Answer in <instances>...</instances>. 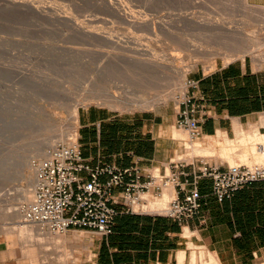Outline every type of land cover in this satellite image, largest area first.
Segmentation results:
<instances>
[{
  "label": "rangeland",
  "instance_id": "374dc122",
  "mask_svg": "<svg viewBox=\"0 0 264 264\" xmlns=\"http://www.w3.org/2000/svg\"><path fill=\"white\" fill-rule=\"evenodd\" d=\"M17 1L25 3V0ZM28 2L41 9V12H44L42 14L44 17L24 4L12 5L0 0V205L6 211L8 209L11 212L16 211L19 209V204L25 201L18 196L25 182L17 174L22 169L32 178L34 177L35 164L41 159L34 155V148L45 139L52 138L53 134L54 137L56 135L58 137L59 131L68 133L65 135V139L71 136L70 134H76L78 122L72 120L71 117V105L76 98L92 96L91 100H83L78 105V112L81 108L96 105L109 107L123 115L162 110L165 113L164 117L171 121L176 117L177 100L188 96L187 90L191 87L189 84L191 81H196L194 75L197 73L206 74L220 64L241 59V55L258 61L254 58L255 52L243 55L239 52L234 53L235 50L233 53L230 51L234 49V45L235 47L240 46L239 42V46L237 45V41L241 40V35L243 38L240 44L241 42L243 44V40L250 39L254 46H259L256 55H259V52L260 55L264 52V5L251 0H248V6H245L241 0H122L121 3L124 2L122 4L125 5V8L127 7L126 10L135 16L151 18L155 22L157 21V25L166 24L157 27L155 35L141 26L121 22V18L116 17L109 10L107 11V8L100 4L99 0H26V3ZM252 4L253 6H251ZM252 7L254 8L252 9ZM185 12L188 16H184ZM108 14H114V16H108ZM57 15L60 17L70 16L76 21L73 22L75 25L62 19H54ZM183 17L185 20H182ZM87 19L89 23H86ZM216 19L225 25L238 27L240 29L238 40L233 43L236 37L233 36L234 39L231 35L227 37V33L221 29L212 31L207 28L201 29L200 22L206 23V21ZM79 22H82V25L85 23L82 26L83 29L89 30L90 28L93 31L104 29L100 32H109L110 29H114L113 31H117L116 34L120 40L116 36H112L107 44L106 40L99 41L96 38L93 40L89 36L86 37L75 29L76 23L80 24ZM193 23H197V26ZM94 24L98 26L95 30L93 29L96 27ZM127 25L129 26L127 27ZM198 25L201 30L198 29ZM72 27L74 31H72ZM248 28L249 30H247ZM111 30L110 32H112ZM252 30L257 33L258 37L259 34L261 37L258 39ZM215 31V35H219V38L215 37ZM118 33L123 34L120 37ZM122 37L124 38L122 39ZM254 39L258 44H255ZM147 43L152 44V52L157 51L158 54L162 53L161 55L166 53L167 56H171L172 53L169 52L173 50V54L176 56L182 52V54H190L193 59L200 58L195 67H186L185 82L188 88L185 95L182 94L179 86L180 82L178 81L181 78L178 72L170 71L171 75L168 72L171 79H166L165 75L162 77L161 73L142 66L138 61V59L141 60V51ZM121 44L123 45L120 46ZM228 45L232 46V49H229ZM195 49L197 52L194 51ZM199 52L203 53V56L201 54L199 56ZM108 55L113 56L110 58ZM130 58L131 60H129ZM180 59V57L176 58V63L184 64ZM132 60H136L137 63ZM209 63H212L211 67L207 66ZM168 91H171L175 98H170L162 103H149V105L147 103L141 105L119 104L116 97L127 98L126 100L130 102L135 100L155 101L158 98H168L166 96ZM172 124L174 125V121ZM174 127L183 132V135H178L181 140V150L174 156L176 158L179 155L178 157H185L188 161L193 160L194 164L197 163L198 156L221 159L228 161L229 164L264 163V156L260 160L251 158L252 153H254L253 155L260 154L258 140L252 141L246 148L242 147L244 152L238 146V142L234 141L230 142L232 146L227 150L224 149V146H220L219 142L217 143L218 147H214L210 143L205 147L201 145L202 142L198 138L188 141L185 129L177 125ZM255 130L257 131V129ZM197 148L199 149L197 150ZM201 149H205V151ZM26 158H28V163L23 164ZM3 173L7 174L4 179L1 176ZM165 188L162 190V195ZM8 195L10 199L7 198ZM144 195L148 200L162 198V196H155L153 193ZM12 220L0 218V222L5 225ZM65 233H68L69 236L75 234V237L63 239L45 235L38 240L34 236L32 241L23 243L18 240L16 229L10 233H0V264H68L70 258L74 264L89 254L90 236L86 231L71 228ZM195 254L197 257L195 260L192 259L193 262L180 264H209L211 260H215L214 264H219L216 258L210 255L212 253L207 250L196 248ZM253 264H264V258H258Z\"/></svg>",
  "mask_w": 264,
  "mask_h": 264
},
{
  "label": "crops",
  "instance_id": "0c3cea01",
  "mask_svg": "<svg viewBox=\"0 0 264 264\" xmlns=\"http://www.w3.org/2000/svg\"><path fill=\"white\" fill-rule=\"evenodd\" d=\"M251 1L264 5V0ZM194 78L195 85L187 90L188 107L199 124L201 145L218 147L219 142L227 150L243 134L255 129L264 133V61L243 56ZM164 114L160 110L123 115L98 105L81 108L76 135L82 156L92 165L163 169L181 150L178 135H183L174 127L177 116L169 121ZM206 160L221 169L229 164ZM196 162L185 169L196 170L200 163ZM198 188L201 206L186 221L122 212L107 235L82 229L90 236L89 254L74 264H180L192 261L196 248L212 253L219 264H253L264 258V180L247 184L222 201L211 193L210 178H201Z\"/></svg>",
  "mask_w": 264,
  "mask_h": 264
},
{
  "label": "built area",
  "instance_id": "2783aa9c",
  "mask_svg": "<svg viewBox=\"0 0 264 264\" xmlns=\"http://www.w3.org/2000/svg\"><path fill=\"white\" fill-rule=\"evenodd\" d=\"M195 83L191 81L189 86ZM189 102L188 96L177 100L176 124L186 130L188 141H193L201 131ZM206 157L198 156L200 163L196 170L185 169L194 162L185 157L170 158L163 169L118 167L109 163L92 165L82 156L74 134L66 142L53 145L37 161L33 195L20 203L19 209L26 222L49 233L59 234L73 228L107 235L115 216L122 212L152 213L178 222L192 218L201 206L198 188L201 178H210L211 193L218 201L247 184L264 180V163L227 164L221 169ZM167 184L173 185L174 194L166 206L158 212L142 210L146 201L142 194L162 196Z\"/></svg>",
  "mask_w": 264,
  "mask_h": 264
},
{
  "label": "bare ground",
  "instance_id": "6f19581e",
  "mask_svg": "<svg viewBox=\"0 0 264 264\" xmlns=\"http://www.w3.org/2000/svg\"><path fill=\"white\" fill-rule=\"evenodd\" d=\"M5 2V3H8V4H24V5H26L27 7H30L32 10H34L37 14H43L41 11V9H39L38 7H34V6H32L31 4H29V2L28 3H26V0H25V3L23 2H19V1H17V0H1V2ZM21 1V0H20ZM121 1L122 0H118V1H114V0H99V2H101L100 4H103L106 8H107V11L109 10V12L111 11L112 13H114L115 15H116V17H119V18H121V20L120 19H118V20H120L121 22H125L126 24H130V25H137V26H141L143 29H145V30H147L148 32H155L156 33V29H157V27L159 28V26H164V25H166V24H164V25H160L159 24V22H158V24L159 25H157V21L155 22V20H152L151 18H148V17H144V18H139V17H137V16H135L132 12H130V11H127L126 10V8L123 6V4H124V2H122L121 3ZM35 2V1H34ZM39 2V1H38ZM241 2L245 5V6H248L249 5V3H248V0H241ZM96 3V2H95ZM7 4V5H8ZM99 4V3H98ZM23 5V6H24ZM41 6V5H40ZM251 6H253V4L251 5ZM29 8V9H30ZM248 8V7H247ZM250 8V7H249ZM254 7H252V9H253ZM260 8V7H259ZM59 9V8H58ZM63 11V10H62ZM41 12V13H40ZM56 12V11H55ZM55 12H54V14H55ZM60 12H61V10H60ZM70 12V11H69ZM110 12V13H111ZM173 12V11H172ZM59 13V12H58ZM64 13V12H63ZM71 13V12H70ZM69 13V14H70ZM186 13V12H185ZM187 13H188V11H187ZM187 13L186 14H184V13H182V14H184V16L185 15H187ZM114 14L112 15V14H108V16L110 15V16H114ZM170 14H172V13H170ZM263 14V13H262ZM40 15V16H41ZM46 15V14H45ZM181 15V14H180ZM43 16V15H42ZM54 16V15H53ZM182 16V15H181ZM188 16V15H187ZM264 16V15H263ZM44 17V16H43ZM99 17V16H98ZM173 17V16H172ZM62 19V20H65L67 23L68 22H70V24H72L73 22L75 23L76 21H74V19H72V18H70V16H68V15H65V16H58L57 15V17H55L54 19ZM115 18V17H114ZM161 18V17H160ZM178 18V17H177ZM155 19V18H154ZM171 19V18H170ZM174 19V18H173ZM175 19H176V17H175ZM198 19V18H197ZM93 21L94 20H96V19H92ZM98 20V19H97ZM109 20V19H108ZM113 20V19H112ZM180 20V19H179ZM182 20H185L184 19V17H183V19ZM231 20V19H230ZM100 21H103V20H101L100 19ZM110 21V20H109ZM161 21V20H160ZM164 21V20H163ZM171 21V20H170ZM237 21V20H236ZM55 22V21H54ZM72 22V23H71ZM78 22V21H77ZM105 22V21H104ZM172 22V21H171ZM174 22H175V20H174ZM173 22V23H174ZM177 22V21H176ZM73 23V24H74ZM80 24L82 23V22H79ZM86 23H89L88 22V19H87V22ZM95 23H96V21H95ZM98 23V22H97ZM115 23V22H114ZM163 23V22H162ZM165 23V22H164ZM168 23V22H167ZM80 24H77L76 23V26H75V29H77V31L79 32V33H81V34H83V35H86V37H88L89 36V38H92L93 40H94V38H96V39H99V41L101 40V41H104V40H106V42L107 41H110L111 39H112V36H116V38H119V36L116 34V32L115 31H113V30H111L112 32H110V30H109V32H105V31H103V32H100V31H102V30H104V29H102V30H100V31H98L99 29H96L95 30V28H97L98 26H96L95 24H94V26H96V27H94L93 29L95 30V31H93L92 29L90 30V28H89V30L88 29H83L82 28V26H84L85 25V23L82 25H80ZM170 24V23H169ZM194 25H196L197 23H193ZM200 27H201V29L202 28H207V29H210L211 31L213 30V29H216V30H220L221 29V31L223 30V32H225V33H227V37H229L230 35H231V37L234 39V37H236L234 40H233V43H234V41H236V40H238L237 39V36H239L238 34L240 33V29L238 28V27H231V25L229 26V25H225V24H223V23H221L218 19H216V20H213V21H206V23L205 22H200ZM232 24V23H231ZM238 24V23H237ZM75 25V24H74ZM88 25H90V24H88ZM92 25V24H91ZM98 25V24H97ZM67 26H68V24H67ZM71 26H73V25H71ZM115 26V25H114ZM129 25H127V27H128ZM197 26V25H196ZM132 27V26H131ZM130 27V28H131ZM134 27V26H133ZM136 27V26H135ZM134 27V28H135ZM167 28H169L168 26H166ZM173 27V26H172ZM200 27H199V25H198V29H200ZM136 28H138V27H136ZM164 28V27H163ZM166 28V29H167ZM195 28H197V27H195ZM243 28V27H242ZM101 29V28H100ZM118 29V28H117ZM120 29V28H119ZM140 29V28H139ZM171 29H173V28H171ZM200 29V30H201ZM70 30V29H69ZM106 30V29H105ZM115 30H116V28H115ZM122 30V29H121ZM203 30V29H202ZM210 30H209V32H210ZM242 30V29H241ZM247 30H249V28L247 29ZM72 31H74L73 30V27H72ZM71 31V32H72ZM76 31V30H75ZM76 31V32H77ZM158 31V30H157ZM161 31H164V30H161ZM167 31V30H166ZM165 31V32H166ZM169 31V30H168ZM208 31V30H207ZM75 32V33H76ZM120 32V31H119ZM174 32V31H173ZM204 34H206L205 32H206V30H205V32L204 31H202ZM218 32V31H217ZM243 32H244V30H243ZM252 32H255V31H253L252 30ZM251 32V33H252ZM125 33H127V32H125ZM155 33H154V35H155ZM161 33V32H160ZM203 33H201L200 32V34H203ZM214 33V32H213ZM245 33V32H244ZM71 34V33H70ZM119 34V33H118ZM123 34V33H122ZM122 34L120 35V37L122 36ZM152 34V33H151ZM150 34V35H151ZM175 34V33H174ZM211 34V33H210ZM216 34V31H215V33H214V35ZM218 34V33H217ZM247 34H248V32H247ZM257 33L255 32V34L254 35H256ZM79 35V34H78ZM149 35V36H150ZM153 35V34H152ZM160 35V34H159ZM177 35V34H176ZM213 35V36H214ZM224 35V34H223ZM244 35V34H243ZM252 35V34H251ZM264 35V34H263ZM81 37H82V35H80ZM137 36V35H136ZM166 36V35H165ZM168 36V35H167ZM216 36H218V38L220 37L219 35H215V37ZM226 36V35H225ZM234 36V37H233ZM253 36V35H252ZM251 36V37H252ZM257 36V38L259 39V37H261L260 36V34H259V37H258V35H256ZM124 37H125V35H124ZM124 37H122V39L124 38ZM147 38H148V36H146ZM171 37H173L172 35H171ZM180 37V36H179ZM178 37V38H179ZM226 37V38H227ZM250 37V36H249ZM83 38H85V36H83ZM127 38H128V36H127ZM146 38V39H147ZM150 38V37H149ZM170 38V37H169ZM242 38H243V36L241 35V40L240 41H242ZM87 39V38H86ZM129 39V38H128ZM130 39H132V38H130ZM154 39V38H153ZM168 39V38H167ZM172 39V38H171ZM240 39V38H239ZM264 39V38H263ZM263 39H261V40H263ZM85 40V39H84ZM116 40V39H115ZM114 40V41H115ZM119 40H120V38H119ZM135 40V39H134ZM148 40V39H147ZM175 40H178V39H175ZM205 40V39H204ZM255 40V39H254ZM253 40V41H254ZM89 41V40H88ZM91 41V40H90ZM114 41H111V42H114ZM123 41H125V42H127L128 40H123ZM131 41V40H130ZM137 41V40H136ZM150 41V40H149ZM180 41V40H179ZM183 41V40H182ZM224 41H226L227 42V40H224ZM240 41H237V45H238V42H239V47H235V45H234V49H232V46H229L230 48L229 49H232V50H230V51H232V53H233V51H234V53L236 52V54H237V52H239L240 54H247V53H250V52H255V54H253L254 55V58H256V59H258V61H264V52L260 55V52H259V55H256V51L258 52V49H259V46L258 45H256V46H254L253 45V43H252V41L249 39H246V41L245 40H243L244 42H243V44H242V42H241V44H240ZM256 42H255V44L257 43V40H255ZM116 42V41H115ZM181 42V41H180ZM185 42V41H184ZM229 42V41H228ZM258 42H260L259 40H258ZM104 43V42H103ZM119 43V42H118ZM133 43V42H132ZM142 43V42H141ZM146 43V42H145ZM231 43H232V41H231ZM87 44V43H86ZM95 44H97V43H95ZM107 44H108V42H107ZM106 44V45H107ZM115 44V43H114ZM114 44H112V45H114ZM124 44V43H123ZM123 44H121L120 46H122ZM139 44V43H138ZM143 44V43H142ZM141 44V45H142ZM149 43H147L144 47V49H142L141 47H140V49H142V51H141V60H139L138 58V61L142 64V66H144V67H147V68H150V69H152V70H154V71H156V72H158V73H161V75H163L162 77H164V75H165V77L164 78H166V79H171V77H170V75H171V73H170V71L172 72H178L180 75V81H178V82H180V84H179V86H180V89H181V92H182V94H184L185 95V93H186V90H187V85H186V82H185V76H186V71H187V69H186V67H195L196 66V64H197V62L198 61H200V60H198V59H200V58H194L193 59V57L190 55V54H188V53H185V54H182V52H181V54H178L179 56H176L175 54H173V50L171 51V52H169V50H168V52L169 53H172L171 54V56H167V54L166 53H164L165 55H161L160 53V55L158 54V52L157 51H155V50H153V51H155V52H152V50H151V48L153 49V47L151 46L152 44H149ZM182 44V43H181ZM188 44V43H187ZM190 44V43H189ZM188 44V45H189ZM197 44V43H196ZM225 44V43H224ZM229 44V43H228ZM258 44V43H257ZM261 44V43H260ZM110 45V44H109ZM119 45V44H118ZM127 45V44H126ZM136 45V44H135ZM183 45V44H182ZM219 45V44H218ZM233 45V44H232ZM100 46H101V44H100ZM116 46V45H115ZM159 46V45H158ZM191 46H193L192 44H191ZM191 46H189V47H191ZM195 46H197V45H195ZM110 47H112V46H110ZM133 47V46H132ZM186 47V46H185ZM121 48V47H120ZM119 48V49H120ZM123 48V47H122ZM136 48V47H135ZM160 48V47H159ZM200 47H198V50H200L199 49ZM124 49H126V48H124ZM139 49V50H140ZM158 49V48H157ZM190 49H193V48H190ZM201 49H203V48H201ZM121 50V49H120ZM134 50V49H133ZM159 50V49H158ZM167 50V49H166ZM204 50V49H203ZM116 51H118V50H116ZM123 51V50H122ZM163 51V50H162ZM188 51V50H187ZM194 51H196L197 52V49H195ZM260 51H262V50H260ZM263 51H264V49H263ZM121 52V51H120ZM125 52V51H124ZM127 52V51H126ZM125 52V53H126ZM129 52H131V51H129ZM135 52V51H134ZM112 53V52H111ZM169 53H168V55H169ZM238 53V54H239ZM113 54H115V53H113ZM120 54V53H119ZM199 54H201V52H199L198 53V55ZM203 54V53H202ZM201 54V56H203ZM239 54V55H240ZM104 55V54H103ZM110 55V54H109ZM108 55V56H109ZM126 55V54H125ZM133 55V54H132ZM131 55V56H132ZM196 55V54H195ZM197 55V56H198ZM105 56V55H104ZM113 56V55H112ZM112 56H109L110 58L112 57ZM117 56V55H116ZM124 56V55H123ZM129 56V55H128ZM127 56V57H128ZM130 56V57H131ZM140 56V55H139ZM200 56V55H199ZM232 56H233V54H232ZM232 56H231V58H232ZM133 57V56H132ZM131 57V58H132ZM135 57V56H134ZM178 57H180L181 59V61L182 62H184V64H177L176 63V58H178ZM241 57H243L242 55H241ZM107 58V57H106ZM126 58V57H125ZM131 58L129 59V60H131ZM105 59V58H104ZM132 59H134V58H132ZM136 59V58H135ZM136 59V60H137ZM136 60H134L135 61V63H137L136 62ZM179 60V59H178ZM133 61V60H132ZM133 61V62H134ZM206 62V61H205ZM211 62V61H210ZM213 63V62H212ZM212 63H209V65L207 64V66H209V67H211L212 66ZM208 67V68H209ZM170 73V75H169V73ZM166 96L168 97V98H165V99H162V98H158V99H156L155 101H150V100H135L134 102H130L129 100H126L127 98H123V97H121V96H116L117 97V101H118V103L120 104V103H124V104H136V105H141L142 103H147L148 105H149V103H151V104H155V103H162V102H166V101H168L170 98H175V96L172 94V92L171 91H168V93L166 94ZM87 99H89V100H91L92 99V96L91 95H89V96H86V97H78V98H76L74 101H73V103H72V105H71V112H72V115H71V117L73 118L72 120H74V121H76L77 122V117H78V105L83 101V100H87ZM145 105V104H144ZM67 133V132H66ZM70 133V132H69ZM68 134V133H67ZM67 134H65V132H62V131H59V133H58V137H54V134H53V137L52 138H47V139H45L41 144H39L38 146H36L35 148H34V150H33V152H34V155H36V156H38V157H44L46 154H47V151L49 150V148H51L53 145H55V144H57L58 142H61V141H67L70 137H72L73 135L72 134H70L71 136H69V137H66V139H65V135H67ZM258 140V144H260V146H261V148H260V154L259 155H253L254 153H252V159L253 160H260V159H262L263 158V156H264V133H259L258 131H256L255 130V132L254 133H252V134H247V135H241V137L237 140V142L243 147V148H246L248 145H250V143L252 142V141H257ZM191 147V146H190ZM199 148H197V150H198ZM202 151H205V149H201ZM179 156V155H178ZM177 156V157H178ZM235 161V160H234ZM28 163V158H26L25 159V162L23 163V164H25V163ZM18 175V177L22 180V181H24L25 182V184L23 185L24 187H22L21 188V191H20V193H19V197L21 198H23L24 200H29V199H31V197H32V195H33V190H34V177L32 178V176H30L28 173H25L22 169L20 170V172L17 174ZM1 176H3V179L5 178V176H7V174H1ZM1 185V184H0ZM167 187L164 189V192H163V195H162V198L161 199H157V200H148L146 197H145V195L144 194H142V197L143 198H145L146 199V201L143 203V205H142V210H144V211H147V212H158V211H161L165 206H166V204H167V202L169 201H167V199L171 196V194L173 193L174 194V188H173V185L172 184H167L166 185ZM173 191V192H172ZM173 194H172V196H173ZM171 196V197H172ZM9 197V195L7 196V198ZM170 197V198H171ZM4 199H6V198H4ZM8 199H10V198H8ZM167 201V202H166ZM9 210V209H8ZM6 211V210H3V207H1V205H0V218H2V219H13L12 221H9L8 223H7V225L9 224V223H11V224H9L8 226L7 225H5V224H3V223H1L0 222V233H10V232H12V231H14L15 229L17 230V232H18V240L19 241H21V242H23V243H26V242H30V241H32V239H33V237L34 236H36L37 237V239L39 240L40 238H41V236H45V235H49V236H51V237H62L63 239L64 238H70L71 236H73V237H75V234H72V235H68V233H59V234H53V233H49V232H46V231H44V230H42L41 228H39V227H37L36 225H33V224H28L24 219H23V217H22V215H21V212H20V209H17L16 211H14V212H11V211ZM5 221H7V220H5ZM3 222V221H2ZM5 223V222H4ZM35 238V237H34ZM22 243V244H23ZM90 244V243H89ZM197 257V254H193L192 255V259L193 260H195V258ZM213 259V258H212ZM193 260H192V262H193ZM211 260V259H210ZM214 260V259H213ZM212 261V260H211ZM211 261H210V263L209 264H214L213 262H215V260L214 261H212V263H211ZM74 261L73 260H71V258H70V260H69V262H68V264H72ZM216 263H217V261H216Z\"/></svg>",
  "mask_w": 264,
  "mask_h": 264
}]
</instances>
